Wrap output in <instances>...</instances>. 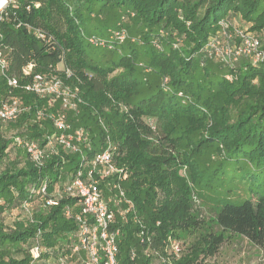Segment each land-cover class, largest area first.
<instances>
[{"label":"trees","instance_id":"16d2710c","mask_svg":"<svg viewBox=\"0 0 264 264\" xmlns=\"http://www.w3.org/2000/svg\"><path fill=\"white\" fill-rule=\"evenodd\" d=\"M40 1L44 10L32 5L27 10L26 1L20 0L25 4L12 9L1 24L9 72L20 76L31 61L36 62L35 72L52 74L58 63L71 69L73 75L65 82L78 88L81 101L77 110L68 111V120L72 128L83 126L90 132L93 148L87 150L88 158L102 149L109 133L117 145V165L130 171L124 184L127 196L138 216L157 231V241L168 233L179 237L193 224L203 226L202 219L189 213L187 198L176 191L183 179L167 168L183 163L197 184L212 186L222 225L264 245V61L253 65L243 57L227 63L207 54L208 42L223 38L221 20L254 32L264 48V0ZM92 18L98 19L95 33H86L84 23ZM17 21L42 28L53 37L52 43L44 44L24 25L16 27ZM116 29L128 33L126 40L103 48L117 58H95L87 47L99 46L88 36L112 42L102 30ZM7 91L0 78V96ZM15 92L31 108L15 122L0 120V264H31L30 249L37 238L42 252L34 264H52L60 257L80 264L79 255L72 252L79 197L63 195L57 205L47 204L78 168L79 155L60 148L40 168L16 147L12 137L1 132L2 125L20 129V135L41 145L54 127L48 118H35L45 99L21 89ZM144 117L155 119L161 134L146 135ZM192 136L197 140H190ZM192 145L190 155L184 147ZM210 158L213 165L207 163ZM44 180L48 188L41 194ZM24 202L31 203V216ZM121 223V264H150L135 236L134 214ZM214 235L212 240L199 236L185 246L176 264L214 254L223 237ZM132 247L139 253L135 260L129 256Z\"/></svg>","mask_w":264,"mask_h":264},{"label":"built area","instance_id":"2783aa9c","mask_svg":"<svg viewBox=\"0 0 264 264\" xmlns=\"http://www.w3.org/2000/svg\"><path fill=\"white\" fill-rule=\"evenodd\" d=\"M19 0H0V78L4 79L8 91L0 96V120L3 123L15 122L20 115L31 108L23 104L20 95L15 91L21 89L46 100V105L36 109L35 118H48L54 127L53 133L47 136L45 144L36 139L20 134L12 137L13 144L22 148L30 160L38 167L45 166L52 154L60 148L79 155L78 168L70 175L58 195L47 199L48 205H57L63 195L79 197L81 212L76 219L79 223L77 241L72 252L79 255L80 264H121L119 259L122 236V221L129 213L134 214V222L138 225L135 236L141 246L142 254L149 258L150 264H176L183 257L186 248L181 239L168 233L165 237L156 239L157 231L152 230L138 216L134 202L127 196L124 184L129 179V171L119 166L115 160L117 145L106 132L105 144L91 158L87 150L93 148L90 132L85 127L72 128L68 120V111L77 110L81 101L78 88L65 82L73 73L69 67L58 63L52 74L35 72L36 62L31 61L22 68L20 76L9 72L8 46L5 44L1 30L2 22L8 20L12 9L18 8ZM27 10L30 5L25 6ZM24 25L27 31L44 44H50L53 37L40 27L17 21L16 27ZM220 26L223 38H212L207 44V54L217 57L222 62L234 63L239 58H249L253 65L264 61V48L261 38L243 26H234L229 20H221ZM128 36L124 29L110 32V41L106 42L97 35L88 36V41L97 46L113 47V43H123ZM159 48L160 44L155 43ZM54 48V46H52ZM62 65L59 67V65ZM230 78V77H228ZM167 82V79H164ZM181 94V93H180ZM48 182L44 180L39 188L41 194H46ZM23 209L31 216V203L24 202ZM66 209V215H70ZM159 225V222H157ZM42 247L38 241L30 249L33 258L31 264L40 258ZM129 256L131 260L138 258L136 247H132ZM206 257H199L191 264H210ZM52 264H68L64 257Z\"/></svg>","mask_w":264,"mask_h":264},{"label":"rangeland","instance_id":"374dc122","mask_svg":"<svg viewBox=\"0 0 264 264\" xmlns=\"http://www.w3.org/2000/svg\"><path fill=\"white\" fill-rule=\"evenodd\" d=\"M26 4L32 5V8L44 10L45 8L44 4L40 0H25ZM25 3H21L20 0L17 2V5L23 6ZM41 6V7H40ZM98 23V19L92 18L88 23H84V30L86 33H95L93 32L94 29H92L95 24ZM90 28V29H89ZM48 31V30H47ZM105 34H110L107 30H102ZM101 33V32H96ZM88 50L92 55L95 56V58L101 59V60H109L112 57L115 59L117 58V55H114L111 53V51H108L107 49H104L103 47L99 46H92L88 45ZM62 65L60 64L59 67ZM121 69H117L115 73L120 71ZM5 94V93H4ZM2 96V95H1ZM144 125L147 126L146 128V135H150V137H153V135H159L160 132V125L157 124L155 119H148L144 117ZM1 132L8 138L13 137L16 134H19L20 129L11 127L8 125H2ZM190 140H197L193 139V136L190 137ZM172 145L178 147L176 143H171ZM172 145H169V150L172 151L173 154L176 155V152L174 151L175 147ZM192 146H186L184 147V150L186 149L190 155L194 152V150L191 148ZM179 148V147H178ZM14 154V153H13ZM12 154V156H13ZM203 156V154H202ZM206 157V156H205ZM213 159H216V157H212ZM210 158L207 160V163L210 165H213V159ZM208 159V157H206ZM167 168L170 171H177V174L179 177H181L183 180H180V184L176 185V191L179 192L178 195L184 198H187V202H190V208L189 213L197 218L202 219V227L196 228L193 224L189 231H183L179 234V238L181 241L185 244V246L190 245L191 242H193L195 239H197L199 236L208 237L212 240V238L216 235L214 234H222L221 241L218 242L217 251L214 254L206 256V258L209 259L210 264H264V245L259 243L257 241L254 242L250 240V238L246 235H240V232H237L236 229L233 228H226L222 225L221 219L218 218L217 210L220 211L219 204L215 203L213 201V198L215 194H213L212 186H204L202 182L201 184H197V179L194 176L190 175V171L187 167V165L180 163V165L173 166H167ZM175 169V170H174ZM129 171V170H128ZM130 174V171H129ZM67 179V178H66ZM65 181V178L63 179ZM175 183H173L174 185ZM203 185V186H202ZM237 193L240 194V189L236 190ZM159 193H161L159 191ZM162 194V193H161ZM217 205V206H216ZM216 206L215 210H213L212 207ZM222 212V211H221ZM3 218V217H2ZM6 221L8 219H5ZM208 234H211L208 236Z\"/></svg>","mask_w":264,"mask_h":264}]
</instances>
